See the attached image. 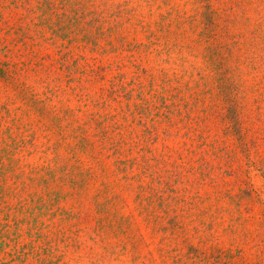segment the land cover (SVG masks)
Here are the masks:
<instances>
[{
	"label": "rangeland",
	"instance_id": "374dc122",
	"mask_svg": "<svg viewBox=\"0 0 264 264\" xmlns=\"http://www.w3.org/2000/svg\"><path fill=\"white\" fill-rule=\"evenodd\" d=\"M209 36L238 39L230 67L215 69ZM229 78L244 91L241 126L218 95L177 117L186 129L207 118L224 161H150L143 175L110 150L73 159L79 124L95 135L104 122L118 142L129 116L122 130L136 142L131 113L144 102L181 92L185 103ZM13 140L0 264H264V0H0V151ZM140 147L122 158L140 159Z\"/></svg>",
	"mask_w": 264,
	"mask_h": 264
},
{
	"label": "trees",
	"instance_id": "16d2710c",
	"mask_svg": "<svg viewBox=\"0 0 264 264\" xmlns=\"http://www.w3.org/2000/svg\"><path fill=\"white\" fill-rule=\"evenodd\" d=\"M230 40L232 41L230 42ZM208 41L211 42V47L209 48V54L207 57L213 62V65H215V69L221 71L222 68L230 67L229 62L231 61V58L234 53L237 51L235 50V48L239 46L238 39L229 37L221 38L217 36H209ZM227 72L228 70L225 69L222 73V76H227ZM188 89L190 92L193 90L191 88ZM215 89L217 90V92H214L213 89L209 91L201 89L195 92H191V100L185 101V103H183L182 98L179 97L181 95V92H178V94L172 96H161L159 98V106H154L149 101L144 102L142 105L137 107V113L135 111L131 113V115H135L132 124L136 122L137 125L142 128V139L139 137V141L136 142L133 135L134 132H130V142H128V140L126 139V132L122 130V128H127L126 124L129 121V116H124L122 118L123 123H121V126L118 127V142L113 140L112 132L104 126V122L98 125L97 128H99V130L95 135H91L89 130L86 129L83 124H79L78 127H74L73 132V140L75 141V145L72 148V150L74 151L73 159L75 158V154L78 152L79 154L89 156L93 161H103L102 151L110 150L113 152V155L120 156L118 158V161H121L120 163L122 166H124V171L129 169L127 161H132L133 166L135 161H141L137 164L138 167L142 168L143 175L148 174V169H150V167H148L150 166V164L148 163H150V161H160V163L162 161H224V156L221 154L218 146V139L214 138L212 135L214 130L211 131V129L207 126V118H202L198 120L193 128L188 127L187 129L186 126L183 125V123L181 124L179 120H177L178 115H182L183 111H194L199 105V103L204 100V98L206 99L207 97H214L215 95H218L222 97L221 99L226 104H228V115L231 118V121H237L238 125L241 126V124L244 123L243 110L245 108L240 102L244 94L242 87H240L237 83H233L232 79L229 78L218 81L217 87ZM114 118H116V116H113L112 120ZM183 130H185L186 132L184 131L183 133ZM59 134H61V132ZM186 136H188V138L186 139V141H184V143L181 144L180 142V146L178 148L172 147L167 144L163 147L162 151L158 153L156 152L155 148L152 147L154 146V144L159 142L160 138L163 141V139H180L186 138ZM100 145H102L101 148L99 147ZM126 146H131L128 151H124V148ZM139 146H141L139 151L140 153H142V157L140 159L122 158L125 157L127 154H134V148H137ZM57 147L59 148L60 144H57ZM17 148L18 145L16 141L13 140L7 148L0 151V174H2V176L4 177L7 176L9 173H16V170L13 169V167L11 166L12 163H10V166H8L3 161H17L14 157ZM211 157H214L213 160H211ZM231 161H233V159H231ZM184 165L187 166L186 163ZM206 168L208 170L206 171L205 175L207 177H209L210 175L211 177V173L213 170L212 162L207 163ZM185 169L186 168H184V170ZM262 171L264 175V170L262 169ZM166 184L169 192H177L175 188L173 190L171 184ZM161 199L162 201H164L162 197ZM163 204L164 208H168L167 202L166 204L165 202H163ZM142 207L143 210L147 212V205H142ZM6 220V225L0 223V229L2 228L4 230L8 226L7 224L10 222V217L7 216ZM154 220L155 219H153V222L155 224L156 220ZM15 223L17 225H21L24 224L25 221L15 220ZM243 223L244 221L242 222V224ZM214 225L216 226V223ZM214 225L209 228L206 227L205 230H198L197 233H199L201 236L202 244L211 242V238L214 235L212 232ZM218 250L219 251H217V253L220 254V256L226 255L229 259H232L235 256L234 254L225 253L222 249ZM199 252L203 255L199 254ZM214 254L217 257L216 253H211V256ZM189 255L191 257L198 258L208 257V253L206 252V250L200 249L199 246H191L189 250ZM209 261L210 260L208 259L205 262Z\"/></svg>",
	"mask_w": 264,
	"mask_h": 264
}]
</instances>
